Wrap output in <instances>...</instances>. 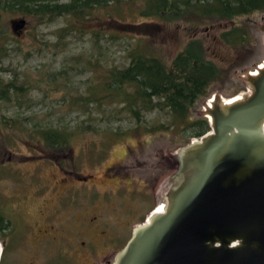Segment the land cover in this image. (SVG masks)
<instances>
[{"label": "rangeland", "instance_id": "obj_1", "mask_svg": "<svg viewBox=\"0 0 264 264\" xmlns=\"http://www.w3.org/2000/svg\"><path fill=\"white\" fill-rule=\"evenodd\" d=\"M136 2L97 5L84 20L72 18L73 28L81 30L66 36L56 30L67 16L39 20L20 13L0 23L10 50L0 60V75L28 85L19 104L14 96L0 100V127L4 118H14L17 126L0 129V163L15 166L0 175V205L17 223L5 239L0 237L3 245L11 243L7 264H112L132 226L149 211L141 202L146 194L151 209L161 200L174 170V153L186 143L169 130H145L160 122L165 111L146 112L144 126L134 129L135 120L116 112L114 105L76 99L97 84L107 66L125 65L136 42L149 43L171 59L193 36L203 39L208 56L223 69L208 94L192 106V117L205 114L214 94L229 97L251 89L245 77L264 58V10L164 22L141 16ZM20 17L26 22L14 30L12 20ZM233 24L249 26L250 43L235 48L219 41V32ZM37 125L66 127L76 134L66 150L52 152L19 129ZM63 159L68 160L64 169Z\"/></svg>", "mask_w": 264, "mask_h": 264}, {"label": "water", "instance_id": "obj_2", "mask_svg": "<svg viewBox=\"0 0 264 264\" xmlns=\"http://www.w3.org/2000/svg\"><path fill=\"white\" fill-rule=\"evenodd\" d=\"M255 70L251 89L208 101L210 129L174 153L163 210L132 226L112 264H264V65Z\"/></svg>", "mask_w": 264, "mask_h": 264}, {"label": "trees", "instance_id": "obj_3", "mask_svg": "<svg viewBox=\"0 0 264 264\" xmlns=\"http://www.w3.org/2000/svg\"><path fill=\"white\" fill-rule=\"evenodd\" d=\"M109 0H0V23L3 17L16 14H26L39 20H49L58 16H67L65 25L56 30L58 36H66L73 28L72 18L82 21L91 15L97 5L107 4ZM122 1L112 0L120 6ZM141 16L154 18L164 22L178 21L183 18L192 19L216 17L231 18L249 14L256 10H264V0H136ZM191 19V17H189ZM187 23V20H184ZM191 23V22H189ZM193 23H199L193 22ZM248 25L233 24L222 29L219 41L225 45L239 48L250 43L252 36ZM7 32L0 29V60L9 54L8 43L4 36ZM128 61L123 66L109 65L98 76L97 84L89 90L79 93L80 103L97 104L98 107L114 105L116 112L125 111L134 120L135 126L140 124L143 115L151 110H164L165 116L146 131H172L189 141L199 137L210 129L209 120L205 115L192 117L191 108L201 97L208 94L210 83L215 80L223 68L210 58L203 39L199 36L190 38L171 59L152 50L149 43L136 42L128 50ZM94 61V60H93ZM92 61V62H93ZM92 62L91 66H92ZM28 85L25 82L16 83V79H5L0 75V100L17 98L14 103H20V96ZM74 102V101H73ZM117 107V108H116ZM117 109V110H116ZM10 120V122H9ZM14 118H4L1 125L17 127ZM36 125V124H35ZM84 128V126H81ZM86 127H90L86 124ZM0 127L1 131H5ZM27 132V139L39 142L52 152H63L69 144L74 130L66 127L37 125L35 127L21 126ZM118 130H113L115 134ZM92 152L94 149L90 148ZM96 150V149H95ZM104 151V150H103ZM55 160V159H53ZM68 160H59L60 166ZM15 166L0 163V175L7 168ZM62 167V166H61ZM63 168V167H62ZM64 169V168H63ZM76 174V173H75ZM150 197L146 194L143 199L146 209L150 210ZM150 204V205H149ZM17 223L11 222L4 208L0 205V237L5 239L14 230ZM5 230H8L5 232ZM4 242L0 264H7L5 253L9 246Z\"/></svg>", "mask_w": 264, "mask_h": 264}, {"label": "bare ground", "instance_id": "obj_4", "mask_svg": "<svg viewBox=\"0 0 264 264\" xmlns=\"http://www.w3.org/2000/svg\"><path fill=\"white\" fill-rule=\"evenodd\" d=\"M264 65V58H263V60L261 61V63H259L257 66H256V69H258L259 67H262ZM257 71L255 70V69H253V70H251V73H256ZM236 97H238V95L236 96ZM210 100H211V98H210ZM209 100V101H210ZM209 105V103L207 102L206 103V106H208ZM164 206H165V203H164V201L163 200H160L158 203H157V205L155 206V208H154V211H162L163 210V208H164ZM0 247H1V249H2V242H0Z\"/></svg>", "mask_w": 264, "mask_h": 264}, {"label": "flooded vegetation", "instance_id": "obj_5", "mask_svg": "<svg viewBox=\"0 0 264 264\" xmlns=\"http://www.w3.org/2000/svg\"><path fill=\"white\" fill-rule=\"evenodd\" d=\"M1 242V241H0Z\"/></svg>", "mask_w": 264, "mask_h": 264}]
</instances>
